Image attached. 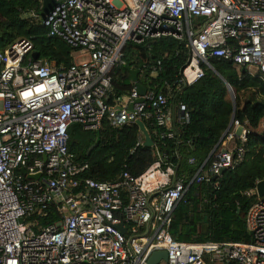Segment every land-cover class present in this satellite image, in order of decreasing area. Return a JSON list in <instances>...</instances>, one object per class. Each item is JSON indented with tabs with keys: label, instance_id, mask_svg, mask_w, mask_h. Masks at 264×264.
Masks as SVG:
<instances>
[{
	"label": "built area",
	"instance_id": "1",
	"mask_svg": "<svg viewBox=\"0 0 264 264\" xmlns=\"http://www.w3.org/2000/svg\"><path fill=\"white\" fill-rule=\"evenodd\" d=\"M54 1L42 21L51 36L80 48L69 69L35 60L26 39L0 53V264H149L158 251L167 253L159 264H264V198L246 215L249 243L179 242L171 234L173 214L194 183L245 161L249 130L240 121L191 175L157 151L140 176L124 172L116 182H97L69 150L76 123L98 132L106 120L114 127L153 120L160 139L173 140L175 124L190 122L184 104L173 107L142 83L143 97L134 83L128 102L111 97L114 69L126 65L130 45L184 42L190 58L181 83L188 86L204 78L205 67L214 70L215 58L251 75L248 68L257 65L264 78V0ZM160 67L162 61L153 70ZM258 133L264 136V123ZM36 174L38 180L28 179ZM54 205L60 218L40 232L37 221H26Z\"/></svg>",
	"mask_w": 264,
	"mask_h": 264
},
{
	"label": "trees",
	"instance_id": "2",
	"mask_svg": "<svg viewBox=\"0 0 264 264\" xmlns=\"http://www.w3.org/2000/svg\"><path fill=\"white\" fill-rule=\"evenodd\" d=\"M42 7V0H0V53L26 39L32 42L33 55H38L40 61H55L61 71L67 70L74 63L73 53L80 48L60 36L50 35V27L42 21ZM138 56L147 63L140 82L149 91L166 96L171 106L184 104L190 122L175 124L177 137L172 140L160 139L161 129L153 120H146L155 142L153 147L145 145L136 124L114 127L106 120L98 132L85 130L80 123L72 125L69 150L79 162L89 164L84 176L106 183L118 181L124 172L140 176L156 160L157 151L167 153L179 171L191 175L220 143L235 118L249 130L245 161L216 179L194 183L173 214L171 234L179 242L249 243L245 219L258 200L254 190L264 180V136L258 133L264 123V78L215 58L210 61L214 70L205 67L204 78L192 86L183 84L181 75L188 64L190 49L174 38L130 45L123 58L137 69ZM159 61L162 67L153 70ZM131 88L130 72L125 65H118L113 72L111 97L125 95ZM99 138V145L89 154ZM191 157L197 160V165L189 164ZM47 213L45 217L30 215L26 221H37L36 231L40 232L60 218L56 205Z\"/></svg>",
	"mask_w": 264,
	"mask_h": 264
},
{
	"label": "water",
	"instance_id": "3",
	"mask_svg": "<svg viewBox=\"0 0 264 264\" xmlns=\"http://www.w3.org/2000/svg\"><path fill=\"white\" fill-rule=\"evenodd\" d=\"M55 5L54 0H43V7H42V12H43V17L46 18L52 11L53 7ZM35 60H39L38 55L34 54ZM139 61V67L137 69H134L132 66V63L128 62L125 65V68L130 72L131 74V80L132 83H134L138 87V94L140 96H145L148 92V90L141 84L140 82V75L143 72L144 68L147 66L146 61L143 58H138ZM232 97L234 100L235 104V98L232 93ZM235 106V105H234ZM132 109V107H131ZM235 118L232 119L231 121V127L233 126ZM135 124L139 127L142 135L144 136L145 139V145L148 147H153L155 145L154 139L150 135L149 131L147 130L146 124L144 121L138 120L135 122ZM244 132V127L240 126L236 130V135L241 136L242 133ZM100 143V138L98 139L97 143L92 146V148L89 151V154L99 145ZM227 170L222 169L220 171V175H223ZM40 178V174L36 175H28V179L32 180H38ZM217 177H214L216 179ZM256 195L259 198H264V180H261L258 182L256 186ZM118 228L122 231V233H126V228L124 227V223H121ZM167 260V253L165 251H158L152 255V257L149 260V264H159L161 260Z\"/></svg>",
	"mask_w": 264,
	"mask_h": 264
},
{
	"label": "rangeland",
	"instance_id": "4",
	"mask_svg": "<svg viewBox=\"0 0 264 264\" xmlns=\"http://www.w3.org/2000/svg\"><path fill=\"white\" fill-rule=\"evenodd\" d=\"M248 70L250 71V72H252L253 74H257L258 72H259V69H258V66L257 65H251L249 68H248ZM124 101L125 102H128L129 100H128V97H129V94L128 93H126L125 95H124Z\"/></svg>",
	"mask_w": 264,
	"mask_h": 264
},
{
	"label": "flooded vegetation",
	"instance_id": "5",
	"mask_svg": "<svg viewBox=\"0 0 264 264\" xmlns=\"http://www.w3.org/2000/svg\"><path fill=\"white\" fill-rule=\"evenodd\" d=\"M140 57H141V56H138L137 59L140 58ZM141 58H142V57H141Z\"/></svg>",
	"mask_w": 264,
	"mask_h": 264
}]
</instances>
